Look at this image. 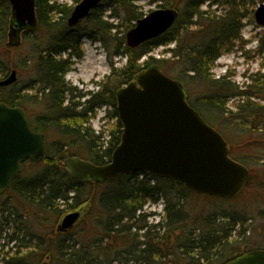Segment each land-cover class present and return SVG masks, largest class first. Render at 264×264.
<instances>
[{"label": "trees", "instance_id": "obj_1", "mask_svg": "<svg viewBox=\"0 0 264 264\" xmlns=\"http://www.w3.org/2000/svg\"><path fill=\"white\" fill-rule=\"evenodd\" d=\"M81 1L68 5L36 0L37 29L25 32L22 45L12 47L8 44L11 5L0 0V82L12 70L18 74L17 83L0 85V102L22 107L33 129L50 138L46 158L38 163L24 161L29 171L24 168L7 191L15 207L36 220L37 228L34 223L25 226L17 208L0 204V212L10 214L0 219V227L13 219L16 230L30 229L24 234L30 239L27 243L12 236L19 249L3 264H42L46 259L48 264H225L250 251L230 240L233 234L245 235L251 220L232 205L251 190L264 191V177L254 176L264 171V65L242 85L233 83L229 74L215 78L212 70L218 58L242 40L244 19L264 0H149L160 8L176 9L179 15L168 31L136 48L127 45L126 33L146 15L137 4L140 0H104L81 24L70 28L67 20ZM205 4L223 13L201 11ZM84 38L101 44L111 66V74L96 83L98 90L85 93L65 79L72 60L84 56ZM258 42L263 52L264 40ZM161 46L170 57L151 56ZM117 57H124L125 65L116 67ZM153 65L183 84L188 103L223 135L230 156L249 169V183L237 198L200 195L179 181L149 173L82 182L63 165L70 157L98 166L110 162L122 135L116 93ZM25 76L31 80L25 82ZM192 90L198 92L194 99ZM101 106L111 109L107 118L115 122L104 148V131L96 133L90 124ZM33 107L38 111L34 116ZM252 163L260 171L255 172ZM198 198L211 201V206H198ZM160 201L162 215L149 223L156 213L145 207ZM226 203L233 204L225 207ZM83 209L77 233L75 229L57 232L66 213ZM225 254L229 256L223 261Z\"/></svg>", "mask_w": 264, "mask_h": 264}, {"label": "water", "instance_id": "obj_2", "mask_svg": "<svg viewBox=\"0 0 264 264\" xmlns=\"http://www.w3.org/2000/svg\"><path fill=\"white\" fill-rule=\"evenodd\" d=\"M8 1L12 13L8 44L19 47L23 34L38 27L37 4L36 0ZM103 1H81L71 12L68 27L81 24ZM178 15L172 8L151 11L127 31V45L136 48L159 37L174 25ZM254 16L264 27V3L257 6ZM17 81V71L12 70L0 85ZM116 98L121 142L105 165L80 157L65 159L63 165L74 179L101 183L124 174L149 173L179 181L197 194L225 199L237 198L247 187L249 169L230 156L223 135L188 103L183 84L157 65L138 73L117 91ZM47 143L46 135L33 129L22 107L0 102V195L23 172L24 160L38 163L46 158ZM80 217V211L66 214L57 232L73 229ZM227 264H264V249L249 251Z\"/></svg>", "mask_w": 264, "mask_h": 264}, {"label": "rangeland", "instance_id": "obj_3", "mask_svg": "<svg viewBox=\"0 0 264 264\" xmlns=\"http://www.w3.org/2000/svg\"><path fill=\"white\" fill-rule=\"evenodd\" d=\"M59 1L62 3H67L68 5L73 4V0H59ZM137 4L145 14H148L151 11L160 8L158 6V3H153L150 2L149 0H140L139 2H137ZM218 9L215 6L210 7L209 4H205L204 6H202L201 11H210V12L217 11V14L223 13V11L221 12L220 8ZM104 10H105V15H108L109 14L108 9L104 8ZM254 12L253 14H250L248 17H246L243 21L244 27L242 29V40L236 42L235 47L231 52L224 53L216 61L215 67L212 70V73L215 76V78H219L222 75L229 74L231 76V81L233 83H236L237 85L239 84L242 85L244 82H247L245 81L246 77H248L252 73H255L261 67H263L262 65H264V51L261 52L258 49V43H256L255 40L258 41L261 39L264 40V27L257 24L255 20ZM110 20L113 21L115 24L120 23L118 19L112 18ZM22 43H23V37H22ZM171 47H173V45H171ZM165 49L167 48L161 46L157 48L154 52H152L151 56H153L154 58L170 57L169 53L165 54L164 52ZM83 51H84V56L82 59L72 60L73 65L71 66V70L66 74L65 79L72 86L77 87L80 91H83L84 93L88 91H97L98 87L96 83L106 79V77H108L111 74V66L108 60L107 52L103 49L100 43L93 42L88 38L83 39ZM21 57L23 58V56ZM18 59L21 58L19 57ZM114 62L116 67H121L125 65L126 59L124 57L123 58L117 57L114 58ZM30 80H31L30 76H25L24 78L25 82H28ZM197 95L198 92L196 90H192L190 93L191 99L196 98ZM232 105L233 104L231 100L228 102V107L231 108ZM31 111H32L31 112L32 116L38 113L37 109L35 110L34 107ZM108 111H111V109L107 106L99 107L98 109H96V115L91 119L90 122L92 128L96 131V133L104 131L103 132L104 136L102 139L103 148L107 146V143L110 138L109 131L115 123L114 120H109L107 118ZM205 115L208 116L206 113ZM47 141L50 142V138L48 136H47ZM252 164L253 166L256 165L254 163ZM28 167H29V163H25L26 170H28ZM258 167L259 165H256L255 167L256 169L254 170L255 172L260 171ZM254 176L256 177V179H261V178L263 179L264 171H262L261 174ZM250 197L251 199H249ZM195 200L198 203L197 205L200 207L204 205L211 206L209 205L211 204V201H207L206 198H198ZM0 204H4L8 209L9 207L17 208L15 207V203L8 192L0 196ZM232 204L226 203L224 206L230 207V205ZM232 207H235L237 210L240 211L241 210L245 211L246 212L245 214L248 215L247 217L251 218V220L248 221L249 228L248 231L245 233V235L239 238L237 234H233L232 238L230 239L231 241H233L232 243L235 244L236 246H241L242 249H246V248H249L251 250L264 249V191L257 193L251 190L248 193H246V197L244 195V197L241 198V200H239L236 204H233ZM17 209H18L17 211L22 214V210L19 208ZM78 211L81 212L80 220L76 223L74 228L71 229V230L75 229L76 233L79 230L77 226L85 216V209ZM145 211L150 213L151 212L156 213V215H151L149 217V223H156L160 219V216L162 215V211H163L162 201H160L157 204L147 205L145 207ZM9 215H10L9 211L0 212V218L2 217L4 218L5 216L8 217ZM20 219L26 221L25 226H27L28 228L29 225L31 226L32 223H34L35 224L34 227L37 228L36 225L37 222L35 219H31L26 215L22 216ZM8 221L6 226L0 227V264H3V260L7 259L6 257L13 256L12 253H14L15 250H17L18 248L17 243L15 242L12 236L16 235L19 236V238L21 239H25L24 234L30 233L29 232L30 229H28V231L23 230L21 232L16 230L15 221L13 219L11 220L9 219ZM24 222L20 223L21 227L23 226ZM24 241L25 243H27L28 241H30V239L26 238ZM19 251H21V249ZM228 256L229 254H225V256H223L221 260L223 261L226 260ZM101 259L102 258H100V260ZM43 263L48 264L50 263V261L49 259H46Z\"/></svg>", "mask_w": 264, "mask_h": 264}, {"label": "flooded vegetation", "instance_id": "obj_4", "mask_svg": "<svg viewBox=\"0 0 264 264\" xmlns=\"http://www.w3.org/2000/svg\"><path fill=\"white\" fill-rule=\"evenodd\" d=\"M231 261H232V260L228 261L227 263H229V262H231ZM227 263H226V264H227Z\"/></svg>", "mask_w": 264, "mask_h": 264}]
</instances>
